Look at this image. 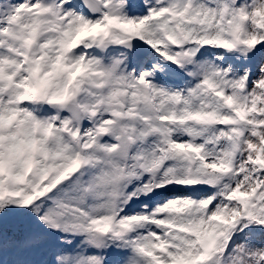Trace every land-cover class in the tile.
Listing matches in <instances>:
<instances>
[{"label":"snow or ice","instance_id":"snow-or-ice-1","mask_svg":"<svg viewBox=\"0 0 264 264\" xmlns=\"http://www.w3.org/2000/svg\"><path fill=\"white\" fill-rule=\"evenodd\" d=\"M0 264H264V0H0Z\"/></svg>","mask_w":264,"mask_h":264}]
</instances>
